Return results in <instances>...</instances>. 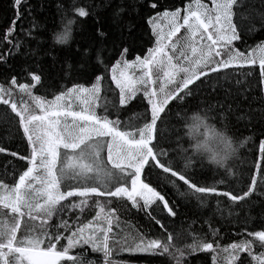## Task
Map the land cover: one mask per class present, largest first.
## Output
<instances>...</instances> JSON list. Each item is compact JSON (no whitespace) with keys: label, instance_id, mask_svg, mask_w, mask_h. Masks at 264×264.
Masks as SVG:
<instances>
[{"label":"snow or ice","instance_id":"obj_1","mask_svg":"<svg viewBox=\"0 0 264 264\" xmlns=\"http://www.w3.org/2000/svg\"><path fill=\"white\" fill-rule=\"evenodd\" d=\"M97 7L110 9L115 31L98 20L74 60L53 57L64 82L50 94H37L48 87L37 54L56 50L44 47L47 25L29 0H10L0 24V116L21 145L0 142L10 158L0 164V264H127L119 253L264 264V221L247 226L253 197H264V126L258 155L241 154L264 125L250 99L264 109V38L243 51L234 43L264 36V0H58L55 44ZM137 101L141 110L122 119ZM237 124L251 134L237 136ZM193 201L210 215L199 231L195 221L177 228L179 205ZM133 210L159 234L121 237L122 211ZM221 220L235 221L239 239L221 244Z\"/></svg>","mask_w":264,"mask_h":264},{"label":"trees","instance_id":"obj_2","mask_svg":"<svg viewBox=\"0 0 264 264\" xmlns=\"http://www.w3.org/2000/svg\"><path fill=\"white\" fill-rule=\"evenodd\" d=\"M68 2H71V0H68ZM84 4H100L104 2V0H81ZM169 3H174L177 6H180L183 0H168ZM9 3L10 0H0V24H3L6 20V18H10L12 13L9 11ZM29 3L34 8V14L36 17L37 22L40 24L41 29L44 28L45 24L47 25L48 31L46 33L47 36V44L44 46L45 48L55 46V51L48 55L45 52L41 51L37 54V58L41 61V63L44 65L45 68V84L48 86L47 89L41 88L37 94L43 95L44 92L47 90L49 94L52 92L53 89L57 88L61 83L64 81L60 80V76H62V73L60 72V63L57 61L55 64H53V57H58L60 60H74L75 56V50L78 47V45H87L92 42V36L94 33V30L96 27L99 26L97 21L99 20V23L103 25L104 29L106 31H109L110 33L115 31V29L112 26V21L109 17L110 9L105 8H96V13L98 15H92L87 18H85V21L82 26L77 28L75 31L72 32L68 42L64 45H57L55 44V33L59 31L60 25H59V17L56 16V5L58 3V0H29ZM253 3L259 5V0H253ZM264 38V36H246L242 41H236L235 47L239 48L240 50H245L246 48L253 46L255 43L258 42V40ZM147 40V37H144V41ZM144 41H141V43L144 44V47H148L149 45L147 43H144ZM136 53H133V56ZM257 75H258V66H257ZM50 98V95H49ZM200 97H197L190 101L191 104H196L199 101ZM252 99V108L259 113L260 111H264V109L261 108L260 102L255 99V93L252 94L250 97ZM139 101H137L136 104H133L130 109H128L124 115L121 117L122 119L128 118L132 116V114L139 109ZM245 108L248 107V105L245 103L243 105ZM264 125H261L259 123L255 124V127L251 129V132L255 133L256 137V144L253 145L252 142H249L247 147L241 150L242 158H246L249 162L252 160L253 155H258V138H259V132L261 127ZM6 125L3 123L2 116H0V137H5L4 139L0 140V142L4 143L7 147H9L12 150H21L20 145V139L18 136H6L5 133ZM236 135L240 136L241 138L244 135H250L251 132L249 129L245 128L243 124H237L236 125ZM185 146H187L185 144ZM10 159L9 157L0 154V164H2L5 160ZM247 167V166H246ZM247 174V173H246ZM211 175L212 173L207 174V179L209 182H211ZM204 181L202 180L201 183ZM238 188L239 185H236ZM264 199V197H253V207L248 211V222L247 226L249 228L255 227L259 229L261 221H264V210H262V206L260 203V200ZM122 203V202H121ZM195 202L193 201L191 204L187 202H183L179 205L178 209V216L175 218V226L179 228L182 224L184 227H187L189 223H192L195 221V230L199 231L201 228V222L204 218L208 217L210 215V210L200 209L199 211L194 206ZM116 207H120V203H117L114 205ZM91 211V210H90ZM203 213V215H201ZM94 214V213H93ZM88 214L85 213V216ZM90 218V216L88 217ZM218 219V217H217ZM235 221L232 223H226L225 221L221 220L218 224L214 223V227H217L219 229V239L222 245H227L228 243H231L234 239H239L236 236V233L240 231V228L238 226H234ZM121 228L123 231L120 233L121 237L128 236L129 241H131L133 236L138 235L140 232H143L145 234L151 233L153 235L159 234V226L150 224L149 221L145 218V215L143 213H136L135 210L132 212H123L121 215ZM207 226L205 225V230ZM113 259H119L120 261H125L127 264H148L149 259L148 257H144L141 255H130L128 253H119L113 257ZM152 264H157L156 260L152 261ZM193 264H201V261L199 259L194 260ZM209 264H210V258H209Z\"/></svg>","mask_w":264,"mask_h":264},{"label":"rangeland","instance_id":"obj_3","mask_svg":"<svg viewBox=\"0 0 264 264\" xmlns=\"http://www.w3.org/2000/svg\"><path fill=\"white\" fill-rule=\"evenodd\" d=\"M114 260H116V261H118V262L120 261L119 259H118V260H117V259H114Z\"/></svg>","mask_w":264,"mask_h":264}]
</instances>
